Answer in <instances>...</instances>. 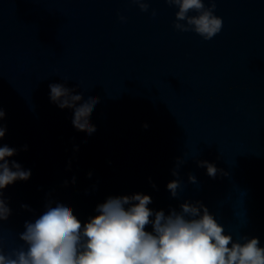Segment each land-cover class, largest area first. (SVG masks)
Instances as JSON below:
<instances>
[{
	"label": "water",
	"instance_id": "1",
	"mask_svg": "<svg viewBox=\"0 0 264 264\" xmlns=\"http://www.w3.org/2000/svg\"><path fill=\"white\" fill-rule=\"evenodd\" d=\"M143 2L147 12L131 0H0V146L31 171L3 193L5 252L49 197L83 222L107 197L134 193L166 214L199 200L234 240L264 246V0H215L222 28L208 41L174 30L164 0ZM58 82L98 97L91 136L50 103ZM177 159L175 199L166 185Z\"/></svg>",
	"mask_w": 264,
	"mask_h": 264
},
{
	"label": "clouds",
	"instance_id": "2",
	"mask_svg": "<svg viewBox=\"0 0 264 264\" xmlns=\"http://www.w3.org/2000/svg\"><path fill=\"white\" fill-rule=\"evenodd\" d=\"M131 2L141 12L149 9L143 0ZM164 2L176 9L174 30L193 32L205 41L221 31L222 19L214 14L215 0H208L207 6L204 0ZM151 15H156L154 10ZM49 101L58 108H69L70 124L83 129L86 136L96 131L89 117L99 103L98 97L82 95L75 84L58 82L49 85ZM4 119L5 112L0 109V121ZM6 131L0 124V140ZM16 154L15 148L0 146V223L11 216L4 190L15 182H27L31 176L30 170L11 160ZM182 163L177 159L171 173L175 179L166 185L171 198H177L180 182L176 169ZM196 163L209 178H215L218 169L213 163ZM91 175L89 172V178ZM68 179L74 181L75 174ZM188 183L195 184V178L189 175ZM150 204L151 197L142 193L109 196L95 207L94 216L82 222L67 202L49 197L24 222L23 231L17 234L19 247L5 252L0 244V264H264V246L259 238L242 235L234 240L201 201L185 200L178 210L170 208L167 214L150 209Z\"/></svg>",
	"mask_w": 264,
	"mask_h": 264
}]
</instances>
